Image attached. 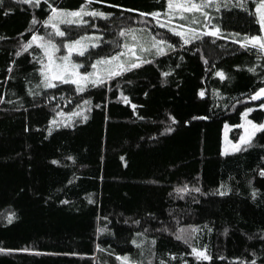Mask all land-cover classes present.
Masks as SVG:
<instances>
[{
	"label": "trees",
	"instance_id": "1",
	"mask_svg": "<svg viewBox=\"0 0 264 264\" xmlns=\"http://www.w3.org/2000/svg\"><path fill=\"white\" fill-rule=\"evenodd\" d=\"M216 2L219 10L205 9L207 20L196 14L198 24L173 20L199 30L185 44L140 15L163 13L166 0H93L89 10L110 13L107 19L85 16L86 24L62 27L68 39L97 37L96 47L73 55L82 70L128 51L123 45L132 40L121 29L135 30L141 42L164 37L173 47L161 56L137 47L136 56L151 63L80 92L72 83L43 87L34 59L42 49L21 46L33 33L49 34V3L75 10L85 0H41L38 7L3 0L0 264H121L116 257L124 254L140 264H264V131L247 150L223 152L225 126L237 139L245 109L253 107V122L264 120V96L250 98L264 87V53L236 43L261 34L258 0H243V8L238 0ZM213 27L220 35L205 34ZM184 186L187 192L176 191ZM185 226L196 229L188 244L176 239ZM192 247L212 259L197 260Z\"/></svg>",
	"mask_w": 264,
	"mask_h": 264
},
{
	"label": "snow or ice",
	"instance_id": "2",
	"mask_svg": "<svg viewBox=\"0 0 264 264\" xmlns=\"http://www.w3.org/2000/svg\"><path fill=\"white\" fill-rule=\"evenodd\" d=\"M18 3H32L35 6H39L41 0H16ZM45 3H48V0H44ZM93 0H85L84 4H81L78 9H63L59 7H55L52 4H48L50 9V15L47 16L46 20L43 21V24L46 27H51L53 30L51 33L45 36H40L35 33L31 36V39L21 46L23 51H27L34 42H39L38 47L43 50V56L34 57L37 62L41 65L39 72L43 77L41 83L43 87H55L56 85L53 81H60L62 83H72L77 85V91H84V85L90 83L92 86L102 85L106 79H111L114 76H120L124 72L131 71L133 69H137L141 67L142 64L151 63V61L143 59L141 57H137L135 51L139 47L142 52H149L150 54H154L156 56H161L165 54V47L168 49H172V45L168 43V40L164 37L157 39L155 35L150 37L149 41H141L137 40V33L133 29H128L125 31L121 29L119 35L122 37H131L132 43H125L123 48L128 50L126 52H118L116 55H111L107 57H101L94 64H92L93 69H97L98 65H104L103 75L97 72H88L85 70L83 73L77 71V69L81 68L82 65L78 63H74L70 57L72 52H76L79 56H83L87 45L84 43L88 38L80 37L79 39L70 40L67 43L63 44L64 48H67L68 55L62 57H55L54 53L60 51V46L54 40V37H65V31L61 29L60 25H82L86 24L87 21L83 20L84 16L89 17H100L107 19L111 14L105 13L96 9L89 10V6ZM95 2L100 3L103 0H95ZM0 4H3V0H0ZM227 7V5H224ZM236 7L243 8L244 2L243 0H238V3L235 5ZM209 7H216L219 10V3L216 0H166V10L161 13L160 11H152L150 13L141 12V16H151L153 17L157 24L161 28H168L170 32H172L176 36H180L183 38L184 43H190L191 39H199L200 33L197 28L187 27L186 31L177 30L176 26H173V20L176 17H179L181 20L186 21L188 24H198L200 22L199 17L196 16L197 13L200 14L205 20L209 18V13L205 11V9ZM129 11H132L131 9ZM192 14L188 16L186 14ZM163 15L164 19L161 20V16ZM256 23L260 26V32L264 33V0H258V3L255 7ZM32 24L38 23V21L33 18L31 21ZM94 27V25H93ZM179 28H185L184 24L178 26ZM191 34V36L189 35ZM207 35L218 36L220 35L219 27H213L212 29H208L206 31ZM234 36L239 37V33H235ZM118 43V42H117ZM236 43L240 44L242 47H248L251 45L253 48H258L261 53H264V35H245L243 39H236ZM93 47L97 45L93 44ZM119 46V45H118ZM154 50V51H153ZM129 53L131 56L135 57V59L124 60L122 57L128 56ZM21 54L20 51L15 53L16 56ZM46 58V59H45ZM59 61V62H57ZM12 64L15 61L11 62ZM249 71H255V69L250 68ZM8 72L12 71V68L9 67L7 69ZM164 76L169 75V73H162ZM217 75L221 78L224 77L223 72H217ZM39 86V85H38ZM31 93V89H29ZM201 96L204 95L203 92L200 93ZM261 96H264V87L260 88L256 93H254L250 98L253 100H258ZM2 99V98H0ZM127 102V97H124ZM87 103V101H85ZM135 107V105H133ZM259 107L264 109V102L260 103ZM254 109L247 108L242 115L247 117L248 113L252 112ZM63 115V113H59ZM73 115H79V113H73ZM86 119V117H85ZM173 122L174 118H173ZM53 123H56L53 121ZM227 127V125L225 126ZM239 127L244 129V134L240 135L239 140L232 144L231 151L239 152L242 150H247L248 147L252 146V138L255 136L256 132L264 131V123H254L252 120H245L244 124L239 125ZM166 131H172L171 128H167ZM260 175L264 176V169L260 170ZM223 187V186H222ZM177 192H187V186L182 188H177ZM194 191L199 192V188H195ZM220 195H225L226 192H220ZM255 195V193H253ZM14 217V213H9L8 220L11 222ZM138 223V222H137ZM196 229H192V232H195ZM228 230L225 229V232ZM180 234L176 236V239L182 240L184 243L188 244L191 236L185 237L183 235L184 229L179 230ZM139 235V234H138ZM251 239V237H249ZM135 243V241H133ZM153 243H155L153 241ZM139 247V245H137ZM0 251H5L4 249H0ZM11 251V250H9ZM192 253L195 255L197 260L200 261H210L212 259L211 256L207 254L206 248H191ZM174 258V257H173ZM116 259L121 262V264H140L138 261L130 260L127 254L117 256ZM161 264H164L161 261ZM251 264H256L255 260L251 261Z\"/></svg>",
	"mask_w": 264,
	"mask_h": 264
},
{
	"label": "rangeland",
	"instance_id": "3",
	"mask_svg": "<svg viewBox=\"0 0 264 264\" xmlns=\"http://www.w3.org/2000/svg\"><path fill=\"white\" fill-rule=\"evenodd\" d=\"M83 20H85L86 21V17L84 16L83 17ZM173 24L175 25V23L173 22ZM64 25H60V27H61V29L63 30V27ZM65 26H67V25H65ZM70 26V25H69ZM186 29L187 28H184V29H180V28H177V30H179V31H186ZM208 30V29H207ZM206 30V31H207ZM53 30L51 29V27L49 28V33H51ZM37 35H40V34H37ZM260 35H264V33H261ZM40 36H45V37H47V35H40ZM80 37H87L88 39L86 40V41H84V43L87 45V48H86V50L87 49H89L90 48V46H92L93 44H95V45H97V42H98V40H97V37L92 33V34H88V35H83V36H80ZM80 37H78V38H75V39H79ZM75 39H68L67 38V34H65V37H54V40H55V42L57 43V45L58 46H60V51H58V52H56V53H54V56L55 57H62V56H65V55H68V50H67V48H64L63 47V44L64 43H67V42H69L70 40H75ZM38 43L39 42H34L33 44H35L36 46H38ZM85 50V51H86ZM42 52H43V50H42ZM74 53H76L75 51L74 52H72V54H71V57H70V59L74 62V63H78V64H81V65H83V63H81V62H78V61H76V60H74L73 59V55H74ZM77 54V53H76ZM46 59V58H45ZM57 62H59V61H57ZM104 65H98L97 66V69H91L90 71L89 70H87L88 72H99L101 75H103L104 73H103V69H104ZM77 71H79V72H81V73H83L85 70H82L81 68H79V69H77ZM55 82H60V81H53V83H55ZM89 83H87V84H85L84 85V87L86 86V85H88ZM77 86V85H76ZM262 102H264V101H262ZM261 102V103H262ZM250 108H253V107H250ZM246 110V109H245ZM245 110L243 111V113L245 112ZM248 115H249V113H248ZM247 115V117H244L243 115H242V121H241V124H244L245 123V120H251L250 118H249V116ZM254 123H257V124H259V123H264V120L262 121V122H254ZM240 124V125H241ZM232 130H233V127H231V126H229V125H227V127H225L224 128V131H223V152L224 153H230V152H232L231 151V146H232V144H234V143H236L238 140H239V137H240V135H242V134H244V129L243 128H241L240 127V131L238 132V136H237V139H233V137H232ZM257 133V132H256ZM181 229H184V233H183V235L185 236V237H188L189 235L191 236L192 235V229H193V227L192 226H185V227H181ZM80 259H82V258H84L85 256H78Z\"/></svg>",
	"mask_w": 264,
	"mask_h": 264
}]
</instances>
